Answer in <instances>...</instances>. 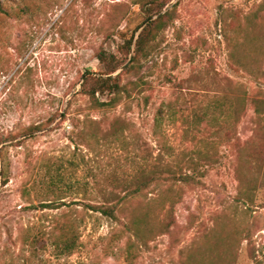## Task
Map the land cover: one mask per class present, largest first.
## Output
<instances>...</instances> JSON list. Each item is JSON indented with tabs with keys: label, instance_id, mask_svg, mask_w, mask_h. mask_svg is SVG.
Segmentation results:
<instances>
[{
	"label": "rangeland",
	"instance_id": "374dc122",
	"mask_svg": "<svg viewBox=\"0 0 264 264\" xmlns=\"http://www.w3.org/2000/svg\"><path fill=\"white\" fill-rule=\"evenodd\" d=\"M249 24L264 36V0H0V264H264V103L238 121V95L264 102V78L230 57ZM252 45L264 67V38ZM119 75L123 101L93 105L87 80ZM70 214L83 222L67 255Z\"/></svg>",
	"mask_w": 264,
	"mask_h": 264
},
{
	"label": "trees",
	"instance_id": "16d2710c",
	"mask_svg": "<svg viewBox=\"0 0 264 264\" xmlns=\"http://www.w3.org/2000/svg\"><path fill=\"white\" fill-rule=\"evenodd\" d=\"M154 1V0H153ZM165 8V4H162L160 7L156 6L151 10V12L148 14L146 20H150L154 16H158L162 13V10ZM168 15L165 14L155 20L150 21L140 32L138 35L136 41H135V57L134 62L136 59L141 55V53L145 50L146 46L149 44V42L153 39H155L156 35L160 32L163 26H165L167 22ZM141 29V26H139L131 35L129 39L125 42V49L129 52L132 49V44L135 40L136 33ZM255 29V24L250 27H241L240 33L243 35V42L240 43V40L238 38V48L235 50V45L232 47L234 48L231 52V60L234 61V63L238 66V71L244 70L245 73H247L249 76L255 77V78H264V67L259 64V59L253 57L252 51L254 44L260 39L264 38V36L260 33H256L253 35V30ZM261 32V31H257ZM257 49V48H254ZM238 50V51H237ZM248 53V56L244 58L241 62V58L246 56ZM261 53V52H260ZM262 56H264L263 53H261ZM100 61L103 63H107V61L112 62L113 64L116 62L115 56L108 57L103 52L99 54ZM246 59V60H245ZM245 60V61H244ZM119 67H113L110 69L111 73H114L118 71ZM109 74V75H110ZM261 76V77H260ZM92 80L94 82L93 86L90 87V89H86V94L90 97V100L93 105L97 107H106L110 106L109 103H102L97 96L98 93L104 94L107 91H109L110 94L113 95V98L111 100V105L118 106L123 101V96L125 93H127V88L121 84V77L120 75L116 78L114 77H91L87 81ZM252 103L256 106H260L263 101L253 99L251 100L249 92L246 90L242 93V96L238 95V121L239 117L244 111L246 103ZM220 106V105H219ZM222 107V106H221ZM209 115H212L215 117V115L211 113H206L201 116V121H204L206 118H208ZM216 118H213L215 120ZM218 120V119H217ZM6 142H1L2 148L0 149V156L2 158L3 149L7 147ZM194 179L190 177L189 175L186 176L185 181L190 182ZM9 180L7 179V171L5 170V166L0 165V187L6 186ZM257 189V186L254 185L252 188L249 187V192H253ZM174 203V202H173ZM172 203V204H173ZM42 208L44 209H59L60 207H56L53 205V203H42ZM88 212L99 214L103 217H107L113 220H117V206L115 205H106L104 203H96L94 205L92 204H86L84 205ZM80 218V217H79ZM75 217L73 214L66 215L64 222L62 223V226L57 227V229L60 231V235L57 234L55 238L58 240L55 241V244L60 245L61 252L65 253L67 255L73 254L74 248L76 247V244L80 238V234L78 233L80 224H82L83 219H79ZM80 221V222H79ZM132 225L137 230V223L134 222ZM128 227V226H127ZM56 229L51 230V236L54 237V233ZM132 231V229H130ZM50 233V232H49ZM59 235V236H58ZM190 264H201L198 262L191 263ZM187 264V263H185Z\"/></svg>",
	"mask_w": 264,
	"mask_h": 264
}]
</instances>
